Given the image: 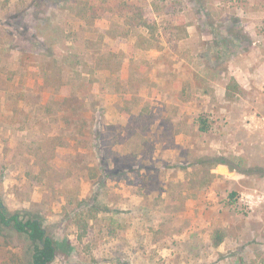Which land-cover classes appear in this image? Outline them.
<instances>
[{
    "label": "rangeland",
    "instance_id": "1",
    "mask_svg": "<svg viewBox=\"0 0 264 264\" xmlns=\"http://www.w3.org/2000/svg\"><path fill=\"white\" fill-rule=\"evenodd\" d=\"M149 1L150 51L137 29L103 44L136 53L125 74L150 72L127 100L113 92L116 75L101 77L102 142L120 168L107 181L81 175L97 157L89 141L78 153L66 123L41 138V109H21L25 76L2 53L17 98L0 113V195L44 217L53 264H264V0ZM30 258L28 241L0 225V264Z\"/></svg>",
    "mask_w": 264,
    "mask_h": 264
},
{
    "label": "trees",
    "instance_id": "2",
    "mask_svg": "<svg viewBox=\"0 0 264 264\" xmlns=\"http://www.w3.org/2000/svg\"><path fill=\"white\" fill-rule=\"evenodd\" d=\"M149 7V0H5L3 4L0 60L2 53L7 52L10 62L16 61L20 74L25 76L18 103L25 111L41 109L37 122L49 129L43 131L41 138L50 137L54 124H59L62 130V123H66L78 153L87 151L86 146L78 144L91 143L97 160L94 166L85 167L83 172H87L82 176L90 178L88 173L99 172L101 179L107 181L120 171L106 156L102 142L105 110L99 96L105 89L106 78L101 77L106 71L110 77L116 75L113 92L127 100L137 96L150 72L142 79L125 74L136 53L125 54L115 46L106 49L103 44L106 38L129 40L137 29L142 33L137 46L150 51ZM114 19L119 22L112 24ZM144 64L149 65L150 71V58ZM12 80L0 76V113L7 105L6 99L13 102L17 98ZM97 85L100 88L96 91ZM131 104L128 101L120 104V110L129 118L135 115V106L131 108ZM210 127L209 119L200 115L199 129L205 132ZM44 220L40 213L27 208L10 210L0 195V225L28 241L31 264H53L57 259L58 243L47 231ZM221 241L219 236L216 244Z\"/></svg>",
    "mask_w": 264,
    "mask_h": 264
},
{
    "label": "crops",
    "instance_id": "3",
    "mask_svg": "<svg viewBox=\"0 0 264 264\" xmlns=\"http://www.w3.org/2000/svg\"><path fill=\"white\" fill-rule=\"evenodd\" d=\"M261 66H262V64H261V62H259V67L261 68ZM262 77H264V72L262 71Z\"/></svg>",
    "mask_w": 264,
    "mask_h": 264
},
{
    "label": "built area",
    "instance_id": "4",
    "mask_svg": "<svg viewBox=\"0 0 264 264\" xmlns=\"http://www.w3.org/2000/svg\"><path fill=\"white\" fill-rule=\"evenodd\" d=\"M263 120H264V118H263Z\"/></svg>",
    "mask_w": 264,
    "mask_h": 264
}]
</instances>
